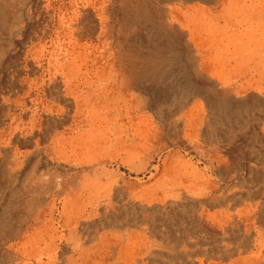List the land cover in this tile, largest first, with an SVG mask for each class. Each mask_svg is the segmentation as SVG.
<instances>
[{
    "label": "rangeland",
    "instance_id": "obj_1",
    "mask_svg": "<svg viewBox=\"0 0 264 264\" xmlns=\"http://www.w3.org/2000/svg\"><path fill=\"white\" fill-rule=\"evenodd\" d=\"M53 1L0 0V9H4L1 14L3 19L0 17V97L14 96V91L19 89L21 96H14L12 99H19L20 103L25 101L23 110H29L30 103L35 101L39 94V91H35L25 99L28 87H19V84H25L28 78L25 62L33 59L32 48L35 45L41 47L34 51L40 53V57L44 59L42 63L45 70L58 39L63 36L59 25L63 14L69 8L70 0H60L58 7L50 3ZM150 1L134 0L132 12L127 8L129 15L120 12L117 19L112 21L116 28L130 22L139 32V47L149 46L152 53L155 50L163 51L164 56L158 57L164 59L163 68L155 56L149 62L147 95L140 86H135L133 98L121 105L119 102L116 104L115 93L109 92L107 99L98 102L97 109L102 113V117L85 115L77 118L76 121L82 120L85 123L74 133L71 130L75 128V108L69 119L48 133L43 123L39 134L35 126L39 119H44L45 114L42 111L37 114L36 122L32 123L31 114L25 115L21 110L14 116L20 117V121L11 120L7 112L0 113V134L8 135L6 141H0V264H125L127 261L128 264H264V51L260 50L256 56L254 53H248L247 59L251 60L239 61V56H234L236 49L230 45V39L232 40L238 31L242 35L243 29L230 25L225 28L224 22H218L215 12L199 8H211L215 4L201 0L160 3L179 13L184 27L173 29V43L164 38L152 37V29H157L162 21L160 15L153 17L151 12L155 21L147 23L141 14L143 9L148 17L147 6ZM119 8L120 0L111 10L117 12L120 11ZM207 24L209 25L205 27ZM217 25L220 29L214 31ZM208 30H211V33ZM253 32L249 31L251 38H258L262 34ZM239 42L242 44L240 40ZM96 43L95 41L94 44ZM183 51L188 54L186 56L184 53L185 57L180 58L179 62L170 59L168 54H183ZM134 59L140 65V58ZM180 62L182 67H178ZM83 69L85 72V65ZM226 69L234 73L230 85L223 82L227 77ZM38 75L30 76L29 79L34 81ZM48 88L49 85L44 87L45 90ZM235 101L241 102V113L230 109L218 110L217 106L212 105L213 102H219L235 109L236 105H232ZM107 113L111 114L107 116L108 119ZM142 119L147 120L141 121ZM18 124L21 130L26 128L28 131L18 133L11 129ZM96 126L99 128L95 131ZM134 128L140 131V136ZM144 132H147V137ZM81 133V138H92L89 148L83 147L81 142L55 147L54 142L61 136L70 138ZM108 136L109 140L105 142L103 138ZM19 138H33V142L41 139V155L33 154L35 143H18ZM104 142L108 143L104 145ZM130 146L132 147L128 149ZM135 148H140V152ZM81 150L82 153L88 152L91 155L88 160L90 166L87 168H83L78 157L73 158L80 154ZM126 151L130 152V155ZM95 155L98 157L95 158ZM188 164L192 165L191 168ZM18 168H21L20 172L17 171ZM5 169L11 172L4 173ZM29 179L32 184L39 183L38 186L42 187L37 188L40 196L36 193V202L31 201V204L27 202L31 186ZM43 188L49 191L45 192L44 196L41 193ZM17 205L20 207L15 208ZM31 205L35 209L29 213ZM221 208L227 209L228 213H214ZM243 230L249 234L260 235L256 248L246 240L244 246L247 250H232L231 243L244 241L241 237ZM205 238L223 241L225 238L228 250L200 251L196 242ZM9 249L12 253L8 255L6 251ZM85 256H90V263ZM125 257L127 261L124 260Z\"/></svg>",
    "mask_w": 264,
    "mask_h": 264
},
{
    "label": "bare ground",
    "instance_id": "obj_2",
    "mask_svg": "<svg viewBox=\"0 0 264 264\" xmlns=\"http://www.w3.org/2000/svg\"><path fill=\"white\" fill-rule=\"evenodd\" d=\"M60 0H54L53 6L57 5ZM134 0H120V11H114L111 10V7H113L115 4L118 3V0H70L69 8L66 11V13L63 14V17L60 20L59 28L63 30V36L58 39L57 46L55 47L54 51L52 52V58L50 59V63L48 65V68L43 70L44 64L42 59L40 57V53H36L34 50L38 49L39 46H34L33 56L31 60H27L26 63V72L28 75V78L26 80V83H20L19 87L24 88L25 86L28 87V91H25V99L32 96L35 91H39L38 97L35 99V101H32L31 107L29 110H23L26 106V102L23 103L19 102V99L13 100L12 98L14 96L20 95V90H15L13 95L9 97H0V113L7 112V116L11 118V120L20 121V117H14L18 111H24L26 114H31V123L34 122L37 118V114L39 111H42L43 114H45L44 119H39L36 123L35 128L37 129V133L42 131L43 123L46 125L45 130L46 133L51 131L53 128L61 125L64 120L69 119L72 116L73 109L75 108V115L73 116L75 128L71 130L72 133L76 131L81 125L85 123V121H76L77 118L83 117L85 115H90L93 118H100L102 117V113L98 111V102L102 99H107V95L109 92H114L117 96L116 101L121 103L128 102L129 99L133 98V90L135 86H140V88L143 89V93L145 95L148 94V86H147V78L149 74V62L153 56H155L158 61H160V67H162V64L164 63V59L161 60L158 57H163V51L161 50H155V52L152 53V49L147 46L146 48L144 46L139 47L138 42L140 41L139 32L138 30L130 24V22L125 23V25H121L120 28H116L112 25V21L116 20L120 12H123L122 14L129 15L131 11L132 12V2ZM175 2L178 0H151L148 2L147 8L148 10V17L146 12L142 9L141 14L145 17V20L147 23L154 22L156 15H160L162 24L156 29H152L151 36H156L159 38L166 39L169 43L175 42L174 37L172 38V31L173 29L178 26H181V28L184 27L182 23V17L179 13L174 12L171 7H165L162 6L160 3L162 2ZM184 2H191L194 0H183ZM203 2H207L208 4H215V6L211 8L207 7H199L202 8L201 10L206 11H212L216 13V16L218 18V22L222 23L224 22V27L228 28L226 26H232V27H240L243 29V34H235L232 37V40L230 39V45L232 44V47L236 49L234 56H239V61L244 62L247 57L249 56L248 53H254V56L257 55V53L260 52V50L264 51V0H201ZM7 1H5L6 3ZM35 3V2H34ZM68 4V3H67ZM5 7V5H3ZM62 6V5H61ZM58 7V5H57ZM194 7V8H195ZM1 8V7H0ZM129 9V11L127 10ZM146 9V7H143ZM191 8V9H194ZM6 9V8H5ZM140 10L141 8H137ZM1 10V9H0ZM4 10V9H2ZM2 10L0 11V17L2 13ZM57 10V9H56ZM60 11V10H59ZM63 11V10H62ZM200 11V10H199ZM205 11V12H206ZM14 12V11H13ZM26 12V11H25ZM151 12L154 15L151 17ZM204 12V11H203ZM15 13V12H14ZM55 13V12H53ZM52 15V14H51ZM203 15V14H202ZM22 16V15H21ZM55 17V16H54ZM198 17V16H197ZM205 17V16H204ZM2 18V17H1ZM0 18V19H1ZM199 18V17H198ZM216 18V20H217ZM3 19V18H2ZM7 19V18H6ZM132 19V18H131ZM133 20V19H132ZM214 20V19H213ZM206 22V21H205ZM209 22V20H208ZM16 23V22H15ZM18 23V22H17ZM20 23V22H19ZM55 23V22H54ZM124 23V22H123ZM201 23V22H199ZM210 23V22H209ZM203 25L205 23H202ZM211 24V23H210ZM6 25V24H5ZM209 24L205 25L208 26ZM216 25V24H215ZM25 26V25H22ZM120 26V25H119ZM214 26V25H213ZM211 26V27H213ZM52 27V25H51ZM223 27V28H224ZM26 28V27H25ZM45 28V27H44ZM56 28V27H55ZM214 28V27H213ZM222 28V27H221ZM11 29V28H10ZM200 29V27H198ZM220 29V27H219ZM218 25L213 30L219 31ZM235 29V28H234ZM254 31L255 33H262L260 37L256 38L250 37L249 31ZM13 31V30H12ZM11 31V32H12ZM43 31V30H42ZM54 31V30H53ZM209 32L211 30H208ZM226 31V30H225ZM237 31V30H236ZM27 32V31H26ZM25 32V34H26ZM241 32V31H240ZM253 32V33H254ZM21 33V32H20ZM211 33V32H210ZM230 33V31H228ZM235 33V32H234ZM5 34V31H4ZM61 34V33H60ZM6 35V34H5ZM15 35V34H14ZM27 35V34H26ZM228 34H226L227 37ZM231 35V34H229ZM3 36V33H2ZM6 37V36H5ZM48 37V36H47ZM225 37V38H226ZM247 37V38H246ZM2 38V37H0ZM7 38V37H6ZM23 38V37H22ZM198 37L195 39L197 40ZM209 38V37H208ZM212 39V37H210ZM224 38V39H225ZM19 39V38H18ZM39 39V38H38ZM50 39V38H49ZM194 39V40H195ZM211 39H208L211 41ZM220 39V38H219ZM11 40V39H10ZM214 40V39H213ZM228 40V39H227ZM239 40L242 42V44H239ZM16 41V40H15ZM25 41V40H24ZM35 42V39L33 40ZM97 42L96 45L94 42ZM209 41V42H210ZM223 41V40H222ZM220 41V43L222 42ZM26 42V41H25ZM198 42V40H197ZM219 42V41H218ZM229 42V41H228ZM48 44V43H47ZM56 44V43H55ZM207 44V43H206ZM211 44V43H210ZM228 44V43H227ZM2 45V43H1ZM209 45V44H208ZM229 45V44H228ZM238 45V46H237ZM19 46V45H18ZM51 46V45H50ZM49 47V46H48ZM52 47V46H51ZM225 47V46H224ZM230 47V46H229ZM228 47V49H229ZM41 47H39L40 49ZM226 48V47H225ZM13 49V48H12ZM23 49V48H22ZM31 49V48H30ZM44 49V48H43ZM202 49V48H201ZM207 49V48H206ZM212 49V48H211ZM215 50V48H213ZM217 49V48H216ZM227 49V50H228ZM198 50V49H196ZM203 50V49H202ZM221 50V49H220ZM8 51V50H7ZM19 51V49H18ZM41 51V50H40ZM50 51V49H49ZM209 51V50H208ZM17 52V51H16ZM31 52V51H30ZM29 52V53H30ZM43 52V51H41ZM207 52V51H205ZM226 52V51H225ZM28 53V52H27ZM181 53H172L169 52V57L172 60H176L179 62L180 58L185 57V54L187 56V52L183 51ZM185 53V54H184ZM222 53V52H221ZM229 53V50L228 52ZM31 54V53H30ZM198 54V53H197ZM200 54V53H199ZM224 54V53H223ZM213 55V54H212ZM231 55V53H230ZM229 55V56H230ZM200 56V55H199ZM211 56V55H210ZM215 56V55H213ZM22 57V56H21ZM48 57V56H47ZM140 58V65H138L137 61L134 58ZM223 57V56H222ZM228 57V56H226ZM231 57V56H230ZM44 58V57H43ZM225 58V57H223ZM232 58V57H231ZM261 58V57H260ZM28 59V58H27ZM211 60V58H209ZM226 59V58H225ZM251 60L250 58H248ZM247 59V60H248ZM23 60V59H22ZM208 60V59H207ZM24 61V60H23ZM218 61V60H217ZM82 62V63H81ZM216 62V61H215ZM226 62V61H225ZM228 62V61H227ZM226 62V63H227ZM233 60L231 61V63ZM23 63V62H22ZM206 63V62H205ZM241 63V62H240ZM246 63V62H245ZM251 63V61H250ZM249 63V64H250ZM255 63V62H254ZM253 63V64H254ZM218 64V63H217ZM247 64V63H246ZM85 65L86 70L84 72L83 66ZM213 65V64H212ZM230 65V64H228ZM236 65L237 59H236ZM235 65V66H236ZM12 66V65H11ZM158 66V65H157ZM209 66V65H208ZM207 66V67H208ZM226 66V65H225ZM23 67V66H21ZM178 67H182V63L180 62L178 64ZM215 67V66H214ZM219 67V66H218ZM230 67V66H229ZM246 67V65H245ZM92 68V71H91ZM204 68V67H203ZM228 68V67H226ZM232 68V67H231ZM248 68V67H247ZM219 69V68H218ZM222 69V68H221ZM238 70V68H236ZM214 70V69H213ZM227 70V69H226ZM248 70V69H247ZM250 70V69H249ZM215 71V70H214ZM220 71V70H219ZM224 71V69H223ZM228 71V70H227ZM236 71V70H235ZM206 72V71H205ZM240 73H243L239 71ZM238 72V73H239ZM2 73V72H0ZM208 73V72H207ZM214 73V72H212ZM218 73V72H217ZM236 73V74H238ZM39 74V75H38ZM92 74V77L90 75ZM224 74V73H223ZM222 74V75H223ZM16 75V74H15ZM39 77L33 80H30V76H36ZM211 75V74H210ZM216 75V74H215ZM240 75V74H239ZM21 76V75H20ZM226 78L223 81L225 85H230L231 81L233 80L234 73L231 71H228L226 73ZM212 77V76H209ZM214 77V76H213ZM212 77V78H213ZM215 78V77H214ZM238 78V77H237ZM240 78V77H239ZM243 78V76H242ZM254 78V77H253ZM9 79V78H8ZM250 79V78H249ZM25 80V79H24ZM240 80V79H239ZM243 80V79H242ZM252 80V79H251ZM255 80V79H254ZM253 80V82H254ZM5 81V80H4ZM219 81V80H218ZM238 82V81H237ZM49 85L48 90H45L44 87ZM259 85V84H258ZM247 86V85H246ZM253 87V86H252ZM250 88V87H249ZM261 88V87H260ZM243 89V88H242ZM22 90V89H21ZM257 90V89H256ZM249 91V90H248ZM247 91V92H248ZM264 91V89H263ZM262 91V92H263ZM23 92V91H22ZM6 93V92H5ZM244 94V93H243ZM110 95V94H109ZM21 96V95H20ZM112 97V96H111ZM114 97V96H113ZM17 98V97H15ZM136 98V97H135ZM24 99V100H25ZM137 99V98H136ZM102 102V101H101ZM104 102V101H103ZM106 102V101H105ZM110 102V101H109ZM134 102L135 99H134ZM144 102V101H143ZM228 103V102H227ZM232 103V102H231ZM140 104V103H139ZM236 105L235 109H232V107L225 106L222 103L219 102H213L212 105L217 106L216 108L218 110H229L234 112L241 113L242 111V105L240 101H235V103H232V105ZM256 104V103H255ZM122 105V104H121ZM129 105V104H128ZM151 105V104H150ZM195 106V105H194ZM264 106V103L262 104ZM100 107V106H99ZM102 107V106H101ZM137 107V106H136ZM144 107V106H143ZM148 108V107H147ZM152 108V107H151ZM106 109V108H105ZM109 107H107L106 110H108ZM135 109V108H134ZM193 109V108H192ZM197 109V108H196ZM101 110V109H100ZM189 110V109H188ZM116 111V110H115ZM193 111V110H191ZM188 112V111H187ZM190 112V111H189ZM184 113V112H183ZM189 114V113H188ZM192 115V113H190ZM23 115V114H22ZM108 115H111L107 113L106 117ZM228 115V114H227ZM5 116V115H3ZM113 116V115H112ZM110 116V117H112ZM115 116V115H114ZM201 116V115H200ZM7 117V118H8ZM14 117V118H12ZM190 117V116H189ZM192 117V116H191ZM196 117V116H195ZM238 117V116H237ZM59 118V119H58ZM116 118V117H115ZM125 118V117H124ZM129 118V117H128ZM139 118V117H138ZM199 118V117H197ZM38 119V118H37ZM108 119V117H107ZM137 119V118H136ZM230 119V118H228ZM235 119V118H234ZM239 119V118H238ZM5 120V118H4ZM102 120V119H101ZM110 120V119H109ZM120 120V119H119ZM127 120V119H126ZM142 119L141 121H143ZM145 119L144 121H146ZM214 120V119H213ZM242 120V119H241ZM240 121V120H239ZM36 122V121H35ZM102 122V121H101ZM133 122V121H132ZM148 122V121H147ZM199 122V121H198ZM233 122V121H232ZM95 123V122H94ZM144 123V122H143ZM20 124V123H19ZM18 124L17 127L11 128L15 129V131H28V129H20V125ZM131 124V123H129ZM151 124V123H150ZM199 124V123H197ZM94 125V124H92ZM116 125V124H115ZM134 125V124H133ZM132 125V126H133ZM188 125V122H187ZM217 125V124H215ZM221 125V124H220ZM91 126V125H90ZM108 126V125H107ZM124 126V125H122ZM121 126V127H122ZM131 126V125H130ZM224 126V125H223ZM245 126V125H244ZM9 127V126H8ZM89 127V126H88ZM92 127V126H91ZM95 127V126H94ZM93 127V128H94ZM226 127V126H225ZM34 128V129H35ZM84 128V127H83ZM92 128V129H93ZM99 127L96 126L95 129H98ZM189 128V127H188ZM105 129V128H104ZM135 129V128H134ZM140 129V128H139ZM9 130V129H8ZM91 130V128H90ZM103 130V128H102ZM126 130V129H125ZM140 134V131L138 132V129H135ZM141 130V129H140ZM145 130V129H143ZM150 130V129H149ZM65 131V130H64ZM96 131V130H95ZM128 131V130H127ZM191 131V130H190ZM197 131V130H196ZM92 132V131H90ZM94 132V131H93ZM92 132V133H93ZM8 133V132H7ZM119 133V132H118ZM147 132H144V134ZM149 133V132H148ZM183 133V131H182ZM187 133V132H186ZM185 133V134H186ZM84 134V132H83ZM81 134H76L74 137L70 138H64L61 136L58 141L54 142L55 147H58L62 144H72L73 142L80 143L81 145L86 148H89L91 146L90 141L92 138H81ZM164 134V133H163ZM191 134V132H190ZM194 134V133H193ZM204 134V133H203ZM226 134V133H224ZM135 135V134H133ZM146 135V134H145ZM150 135V134H149ZM188 135V133H187ZM186 135V138L188 136ZM219 135V133H218ZM8 135L6 133L0 134V141H6ZM47 136V135H46ZM116 136V135H115ZM140 136V135H138ZM185 136V135H184ZM196 136V135H195ZM21 137V136H20ZM89 137V136H88ZM92 137V136H91ZM95 137V136H94ZM93 137V138H94ZM112 137V136H111ZM119 137V136H118ZM143 137H145L143 135ZM147 137V135H146ZM151 137V136H150ZM173 137V136H172ZM176 137V136H175ZM12 138V137H11ZM101 138V137H99ZM103 138V137H102ZM221 138V137H220ZM57 139V138H56ZM97 140V138H95ZM94 139V140H95ZM105 139V142L109 140V136ZM150 139V138H149ZM169 139V138H168ZM175 139V138H174ZM235 138H233L234 141ZM100 140V139H99ZM102 140V141H103ZM41 139H39L36 142H33V138H19L18 143L23 144H29L32 145L35 143V152L33 154L41 155V149L40 148V142ZM120 141V140H119ZM138 141V140H137ZM151 141V140H150ZM227 141V140H225ZM94 142V141H93ZM104 142V143H105ZM121 142V141H120ZM143 142V141H142ZM146 142V141H145ZM237 142V141H236ZM235 142V144H236ZM100 143V141H99ZM108 143V142H107ZM105 143L104 145H106ZM138 143V142H137ZM141 143V142H140ZM223 143V142H222ZM101 144V143H100ZM103 144V143H102ZM119 144V143H118ZM133 144V143H132ZM139 144V143H138ZM137 144V145H138ZM147 144V143H146ZM145 144V145H146ZM233 144V143H232ZM80 145V146H81ZM125 146V144L123 143ZM122 145V146H123ZM136 145V147H137ZM149 145V144H148ZM204 145V144H203ZM215 145V144H214ZM224 145V144H223ZM231 145V144H230ZM48 146V145H47ZM102 146V145H101ZM119 146V145H118ZM120 146V147H122ZM220 146V145H219ZM226 146V145H225ZM224 146V147H225ZM229 146V145H228ZM72 148L71 146H69ZM76 147V146H75ZM106 147V146H105ZM126 147V146H125ZM127 147L128 149L131 148ZM140 147V145L138 146ZM144 147V146H141ZM148 147V146H147ZM150 147V146H149ZM177 147V146H176ZM99 148V147H98ZM134 148V147H133ZM174 148V147H173ZM232 147H229V149ZM16 149V148H15ZM61 149V148H60ZM64 149V148H63ZM67 149V148H66ZM97 149V148H96ZM120 149V148H119ZM124 149V148H123ZM136 149V148H135ZM135 149H133L135 151ZM138 149V148H137ZM136 149V151H137ZM140 149V148H139ZM138 149V153L140 152ZM148 149V148H147ZM172 149V148H171ZM234 149V148H232ZM70 150V149H69ZM72 150V149H71ZM100 150V149H99ZM144 150H146L144 148ZM182 150V149H180ZM226 150V149H225ZM78 151V149H77ZM101 151V150H100ZM123 151V150H122ZM135 151V152H136ZM183 151V150H182ZM17 152V151H16ZM20 152V151H19ZM74 152V151H73ZM84 152V151H83ZM109 152V151H108ZM107 152V153H108ZM127 152V151H126ZM188 152V151H187ZM220 152V151H218ZM27 153V152H26ZM122 152H119V154ZM130 155V152H127ZM186 153V152H185ZM48 154V153H47ZM74 154V153H73ZM78 154V153H77ZM97 154V153H96ZM118 154V152H117ZM132 154V153H131ZM142 154V153H141ZM147 154V153H146ZM187 154V153H186ZM21 155V154H20ZM52 155V154H51ZM50 155V156H51ZM58 155V154H57ZM104 155V154H103ZM108 155V154H107ZM111 155V154H110ZM114 155V154H113ZM116 155V153H115ZM133 155V154H132ZM220 155V153H219ZM54 156V155H53ZM97 158L98 156L95 155ZM100 156V155H99ZM187 156V155H186ZM229 156V155H228ZM21 157V156H20ZM79 159V161L83 164V168H87L89 165L88 160L90 159L91 155L87 153H81L77 156H73V158ZM156 157V156H155ZM162 157V156H160ZM210 157V156H209ZM44 158V157H43ZM50 158V157H49ZM114 158V157H113ZM132 158V157H129ZM128 158V159H129ZM55 159V158H54ZM136 159V158H135ZM134 159V160H135ZM193 159V158H191ZM212 159V158H211ZM67 160V159H66ZM93 160V159H92ZM95 160V159H94ZM216 160V158H215ZM52 161V160H51ZM91 161V160H90ZM101 161V160H100ZM158 161L159 158H158ZM192 161V160H191ZM214 161V160H213ZM217 161V160H216ZM78 162V161H76ZM93 162V161H92ZM200 162V161H199ZM218 162V161H217ZM25 163V162H24ZM27 163V160H26ZM64 163V162H63ZM80 163V164H81ZM91 163V162H90ZM141 163V162H140ZM186 163V162H185ZM137 164V163H136ZM139 164V163H138ZM230 164V163H229ZM122 165V164H121ZM127 165V164H126ZM189 165V164H188ZM187 165V166H188ZM224 165V164H223ZM49 166V165H48ZM52 166V165H51ZM56 166V165H55ZM62 166V164H61ZM85 166V167H84ZM92 166V165H91ZM113 166V165H112ZM142 166V165H141ZM159 166V165H157ZM190 166V165H189ZM192 166V165H191ZM190 166V168H191ZM95 167V166H94ZM111 167V166H110ZM153 167V166H152ZM155 167V166H154ZM163 167V164H162ZM196 167V166H193ZM223 167L226 168L224 165ZM101 168V167H100ZM112 168V167H111ZM151 168V167H150ZM158 168V167H157ZM156 168V170H157ZM207 168V167H206ZM224 168V169H225ZM228 168V167H227ZM154 169V168H153ZM162 169V168H161ZM183 169V168H182ZM188 169V168H187ZM186 169V170H187ZM205 169V168H204ZM203 169V170H204ZM223 169V170H224ZM21 168H18L17 171L20 172ZM96 170V169H95ZM104 171V170H103ZM153 171V170H152ZM197 171V170H196ZM11 171L9 169H5L4 173H10ZM97 172V171H95ZM101 172V171H100ZM150 172V171H148ZM161 172V170L159 171ZM164 172V171H163ZM187 172V171H186ZM200 172V171H199ZM206 172V171H205ZM226 172V171H225ZM89 173V172H88ZM109 173V172H108ZM113 173V172H112ZM162 173V172H161ZM167 173V172H166ZM209 173V172H208ZM211 173V172H210ZM20 174V173H18ZM103 174V172H102ZM106 174V173H105ZM152 174V172H151ZM173 174V172L171 173ZM185 174V173H184ZM183 174V175H184ZM187 174V173H186ZM189 174V173H188ZM15 176V174L13 173ZM98 175V174H97ZM100 175V174H99ZM162 175V174H161ZM209 175V174H208ZM83 176V175H82ZM118 176V175H117ZM187 176V175H186ZM190 176V174L188 175ZM211 176V175H210ZM57 177V176H56ZM153 178V176H151ZM174 177V176H173ZM54 178V177H53ZM97 180V177H95ZM111 178V177H110ZM119 178V177H118ZM150 178V177H149ZM175 178V177H174ZM189 178V177H188ZM207 178V177H206ZM211 178V177H210ZM86 179V178H85ZM151 179V178H150ZM172 179V178H171ZM179 179V178H178ZM214 179V178H213ZM212 179V180H213ZM31 182V186L29 188V195L27 196V202L31 204L32 202H36V197L40 196V193L38 194L37 188L39 187V183L32 184L31 179H29ZM89 180V179H88ZM108 180V179H107ZM104 180V181H107ZM137 180V179H136ZM187 180V178H186ZM189 180V179H188ZM206 180V179H205ZM27 181V180H26ZM58 181V180H57ZM90 181V180H89ZM170 181V180H169ZM174 181V180H173ZM184 179L182 180V182ZM202 181V180H201ZM94 183L93 181H91ZM188 182V181H187ZM105 183V182H104ZM156 183V181H155ZM95 184V183H94ZM222 184V183H221ZM177 185V184H176ZM179 185V184H178ZM224 185V184H223ZM135 186V185H132ZM129 187V186H128ZM54 188V187H53ZM85 188V187H84ZM103 188V187H101ZM135 188V187H134ZM133 188V189H134ZM68 189V188H67ZM87 189V188H86ZM108 189V188H107ZM112 189V188H111ZM131 189V188H130ZM129 189V190H130ZM148 189V188H146ZM152 189V187H151ZM156 189V188H154ZM37 190V191H36ZM101 190V189H99ZM106 190V188H105ZM126 190V189H125ZM128 190V191H129ZM210 190V189H209ZM212 190V189H211ZM214 190V189H213ZM131 191V190H130ZM35 192V193H34ZM48 193L47 188H43V191L41 193L44 196V193ZM51 192V191H50ZM62 192V191H61ZM78 192V191H77ZM76 192V193H77ZM94 192V191H93ZM111 192V191H110ZM157 192V191H156ZM37 193V194H36ZM73 193V192H72ZM81 193V192H80ZM37 196H36V195ZM41 194V195H42ZM79 194V193H77ZM132 194V193H131ZM152 194V193H151ZM150 194V195H151ZM52 195V194H51ZM82 195V194H81ZM130 195V194H129ZM155 195V194H154ZM68 196V195H67ZM77 196V195H75ZM133 196V195H132ZM55 197V195H54ZM61 197V196H60ZM72 197V196H71ZM82 197V196H81ZM80 197V198H81ZM109 197V196H108ZM209 197V196H208ZM41 198V197H40ZM38 198V199H40ZM53 198V197H52ZM62 198V197H61ZM74 198V197H73ZM98 198V197H97ZM162 198V197H160ZM89 199V198H88ZM44 200V199H43ZM58 200V199H57ZM74 200V199H73ZM72 200V201H73ZM82 200V199H81ZM91 200V198L89 199ZM161 200V199H160ZM71 201V202H72ZM77 201V200H74ZM39 202V201H38ZM42 202V200H41ZM60 202V201H59ZM79 202V201H78ZM80 203V202H79ZM94 203V202H93ZM175 203V201H173ZM65 204V203H64ZM69 204V203H68ZM45 205V204H44ZM61 205V204H60ZM74 205V203H72ZM68 206V205H67ZM70 206V205H69ZM78 204H76V207ZM19 208L20 206L17 205L15 208ZM72 207V206H71ZM76 207H74L76 209ZM80 207V206H79ZM64 208V207H62ZM60 208V209H62ZM35 207L32 205L29 207L28 212H33ZM56 209V208H55ZM66 209V208H65ZM72 209V208H71ZM64 210V209H63ZM67 210V209H66ZM79 210V209H78ZM27 211V209H26ZM40 211V210H39ZM68 211V210H67ZM70 211V210H69ZM75 211V210H74ZM77 211V210H76ZM64 212V211H63ZM66 212V211H65ZM64 212V213H65ZM59 213V212H58ZM61 213V212H60ZM78 213V212H77ZM86 213V212H85ZM84 213V214H85ZM73 214V213H72ZM75 214V212H74ZM80 214V213H79ZM38 215V214H37ZM53 215V214H52ZM62 215V214H60ZM66 215V214H65ZM51 216V215H50ZM56 216V215H55ZM38 217V216H37ZM59 217V216H58ZM78 217V216H76ZM40 218V217H39ZM90 218V217H89ZM65 219V218H64ZM91 219V218H90ZM94 219V218H93ZM38 220V219H37ZM92 220V219H91ZM40 221V220H39ZM34 222V221H33ZM44 222V221H43ZM49 222V221H47ZM72 222V221H71ZM46 223V222H45ZM68 223V222H67ZM75 223V222H74ZM50 224V222H49ZM48 224V225H49ZM52 224V223H51ZM54 224V223H53ZM62 224V223H61ZM264 224V223H263ZM44 225V224H43ZM72 225V224H71ZM51 226V225H50ZM35 227V226H34ZM45 227V226H44ZM52 227V226H51ZM65 227V226H64ZM37 228V227H36ZM47 228V227H46ZM68 228V227H67ZM71 228V227H70ZM30 229V228H29ZM69 229V228H68ZM51 230V229H50ZM33 231V230H32ZM65 231V230H64ZM1 233V232H0ZM59 233V232H58ZM70 233V231H69ZM72 233V232H71ZM6 234V233H5ZM41 234V233H40ZM25 235V234H24ZM35 236V235H34ZM50 236V235H49ZM57 236V235H56ZM1 237V235H0ZM75 237V236H74ZM3 238V237H2ZM37 238V237H36ZM38 239V238H37ZM42 239V238H41ZM40 239V240H41ZM27 240V239H26ZM29 240V238H28ZM25 241V240H24ZM35 241V240H34ZM38 241V240H37ZM52 241V240H49ZM61 242V241H60ZM103 242V241H102ZM25 243V242H24ZM40 243V241H39ZM51 243V242H50ZM104 243V242H103ZM108 243V242H107ZM20 244V242H19ZM22 244V243H21ZM35 244V243H34ZM42 244V243H41ZM40 244V245H41ZM71 244V243H70ZM105 244V243H104ZM22 246V245H21ZM57 246V245H55ZM79 246V245H78ZM35 247V246H34ZM37 247V246H36ZM33 248V247H31ZM50 249V248H49ZM114 249V248H113ZM110 250V249H109ZM112 250V249H111ZM13 251V250H12ZM49 251V250H48ZM56 251V250H55ZM98 251V249H97ZM260 251V250H259ZM261 252V251H260ZM6 253L9 255L11 254V249L7 250ZM51 253V252H50ZM257 253V252H256ZM56 254V253H55ZM54 254V255H55ZM80 255V253H79ZM115 255V254H114ZM263 255V254H262ZM76 256V254H75ZM52 257V256H51ZM80 257V256H79ZM82 257V256H81ZM255 257V256H254ZM22 258V257H21ZM89 257L85 256V259L89 262ZM113 258V256H112ZM68 259V258H67ZM128 259V258H127ZM131 259V258H130ZM128 259V260H130ZM256 259V258H253ZM57 260V259H56ZM126 260V257L125 259ZM68 261V260H67ZM106 261V260H105ZM127 261V260H126ZM255 261V260H254ZM253 261V262H254ZM256 261H258L256 259ZM48 262V261H47ZM54 262V261H52ZM86 262V261H85ZM128 262V261H127ZM125 262V264L127 263ZM243 262V261H242ZM251 262V261H250ZM36 263V262H35ZM79 263V262H78ZM77 263V264H78ZM90 263V262H89ZM95 263V262H94ZM252 263V262H251ZM21 264V263H20ZM23 264V263H22ZM26 264V263H25ZM29 264V262H28ZM38 264V263H36ZM42 264V263H41ZM50 264V263H49ZM80 264V263H79ZM92 264V263H90ZM128 264V263H127ZM256 264V263H254Z\"/></svg>",
    "mask_w": 264,
    "mask_h": 264
},
{
    "label": "crops",
    "instance_id": "obj_3",
    "mask_svg": "<svg viewBox=\"0 0 264 264\" xmlns=\"http://www.w3.org/2000/svg\"><path fill=\"white\" fill-rule=\"evenodd\" d=\"M219 202H222L223 200H217ZM226 201V200H225ZM248 202V201H246ZM228 210L227 209H218L217 211H215L214 213H219L221 215L227 214ZM211 232V235H213V232ZM259 234H249L247 232H245V230H243V232H241V237L244 238V241H240V242H233L231 243L232 246V250H237V251H241V250H247L246 246H244L246 244V240H248L249 245L251 244L252 247L256 248L257 245V241L259 239ZM197 246H199L200 251H206V252H212L215 249H220V250H228V243L223 240L217 239L214 240L212 238H205V239H201L199 242H196Z\"/></svg>",
    "mask_w": 264,
    "mask_h": 264
}]
</instances>
